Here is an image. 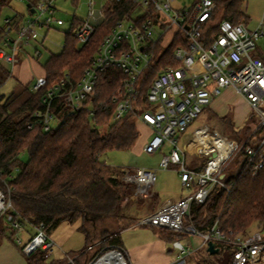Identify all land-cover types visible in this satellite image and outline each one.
<instances>
[{"label":"built area","instance_id":"2783aa9c","mask_svg":"<svg viewBox=\"0 0 264 264\" xmlns=\"http://www.w3.org/2000/svg\"><path fill=\"white\" fill-rule=\"evenodd\" d=\"M109 0H89L88 18L75 30L81 43L89 42L97 26L105 17V6ZM135 10L114 24L110 33L99 44L93 61L84 71L82 78L74 82L68 70L58 82L47 89L43 97L44 108L36 110L28 123L33 128L40 123L44 131L55 129L61 118L54 113L57 100L64 99L66 113L89 109L90 116H96L93 98L97 94L100 74L115 67L123 71L126 79L119 93L115 118L119 119L132 111L137 119L151 128L145 151L155 154L166 141L173 148L165 154L158 168L123 167V180L134 186L133 197L138 199L149 195V188L158 180L159 168H167L170 163L180 164L181 183L191 191L177 201H168L150 215L142 218L139 225H151L173 232L188 235L186 242L173 241L180 257L172 264H186L187 256L194 249L192 239L200 237L204 246L214 241L217 247H231L234 264H264V235H238L234 239L221 231L215 222L207 230L198 229L193 223L191 209L194 204L204 203L216 184L225 186V165L240 150L245 149L251 157L258 152L264 156V133H256L264 127V48L260 40L264 37V16L257 26L251 29L248 23H235L229 18L218 17L214 0H134ZM55 0H37L35 11L18 20L7 19L0 41V62L8 69L16 65V52L38 34L36 24H64L56 18ZM140 7L138 15L132 14ZM41 17H44L43 21ZM11 31L16 36H11ZM175 44V45H174ZM173 45V46H172ZM170 55L174 64L160 69L150 84L143 106L134 105L138 101L139 88L146 71L161 56ZM48 84L46 76L37 79L35 90ZM227 89H233L243 97L259 122L253 127L251 138L258 141L256 147L246 145L225 136L217 127L208 125L197 128L189 141V150L208 156L203 169H190L184 160V150L178 145L177 133L185 132L190 124L200 116L213 101ZM224 144L222 146L221 144ZM216 153L214 156L213 154ZM263 163L257 164L262 167ZM13 209L11 199L0 190V218L6 219L19 231L30 223ZM32 224V223H31ZM35 233L22 243L20 237L15 241L26 256L35 251L46 250V257L53 255L54 241L46 231L44 222L32 224ZM198 249V248H197ZM118 251L127 264L121 247H115L104 254ZM103 254V255H104ZM77 257V256H76ZM69 261L75 264V258ZM92 264V263H91Z\"/></svg>","mask_w":264,"mask_h":264},{"label":"trees","instance_id":"16d2710c","mask_svg":"<svg viewBox=\"0 0 264 264\" xmlns=\"http://www.w3.org/2000/svg\"><path fill=\"white\" fill-rule=\"evenodd\" d=\"M10 1L0 0V13ZM28 1L31 13L37 0ZM78 1L74 0L75 4ZM214 1L216 14L219 11L223 18L235 23H248L243 0ZM105 7V21L96 27L91 40L86 43H81L75 36V30L84 20L74 17L71 28L66 32L63 50L50 55L44 64L48 79L46 86L33 92L14 111L0 105V190L11 199L13 209L10 212L18 211L32 224L44 222L50 235L63 222H80L79 230L85 234V249L75 258V264L81 261L86 264L91 255L89 248L92 250L95 246L92 243L94 233L88 223L93 229H98L109 250L123 245L121 232L132 223L122 225L120 222L126 219L122 213V201L131 194L133 185L123 180L122 167H114L101 160L108 151L129 150L140 137L138 119L132 111L119 119L114 116L122 100L119 91L126 75L115 67L100 74L97 94L92 100L96 116H90L87 108L66 113L64 99L60 98L53 111L62 121L55 129L44 131L40 123L29 128L28 123L36 110L44 108L43 97L47 89L60 81L66 70L74 82L82 78L99 44L117 20L135 10L136 4L134 0H114ZM174 63L170 55L155 60L140 83L138 101L134 105H144L154 77L160 69ZM9 73L0 62V86ZM222 121L233 138L243 130L247 134L253 129L250 125L237 129L228 116ZM256 133L263 134L264 127H259ZM260 136L257 140L248 139L246 145L256 147ZM24 154L28 155L26 160L23 159ZM237 155H240L239 169L237 172L225 171L226 187L216 184L206 201L194 204L191 209L192 221L198 229L207 230L217 222L229 239L243 235L254 222L264 220V156L258 152L251 157L245 149ZM260 162L263 166L257 167ZM205 164L197 170L203 169ZM15 218H19L16 213ZM152 227L171 246L177 239H188L187 234ZM18 232L7 221L6 215L0 218V246L5 238L14 237ZM207 254L197 264H234L233 252L224 263L215 260L208 251ZM81 257L86 259L81 260ZM27 261L28 264H63L64 260H49L46 250L39 249L28 255Z\"/></svg>","mask_w":264,"mask_h":264},{"label":"rangeland","instance_id":"374dc122","mask_svg":"<svg viewBox=\"0 0 264 264\" xmlns=\"http://www.w3.org/2000/svg\"><path fill=\"white\" fill-rule=\"evenodd\" d=\"M114 0H109V2H113ZM89 0H79L77 4H75L74 0H55V7H56V18H61L64 20L63 25H57V23H52L51 25H42L39 26L36 24V28L38 34L30 41L29 44L21 46L16 52V65L21 66L19 70L15 73V75H10L6 81L0 86V105H5L10 111H14L19 106V98L17 97V93H15L16 85L21 79L22 74L19 72L21 69H26V73L30 76L35 75L36 78L38 75L43 74L42 68L50 55L53 53H60L64 48V43L66 39V32L69 31L71 25L73 23L74 17L76 16L79 19H86L89 11ZM28 0H11L10 3L5 6L1 13H0V25H4L6 19H11L14 16H18V21L21 20L23 17L22 15L29 16L30 12L28 9ZM249 1L244 0L243 2V10L247 9L249 6ZM96 9L101 7V0H98L96 4ZM33 13V12H31ZM140 13V7L132 14L138 15ZM217 16L221 17L222 13L219 11L217 12ZM105 17H106V8H105ZM44 17H41L40 21H43ZM258 24V20L250 19V23L248 24L251 29L256 27ZM11 36L15 37L16 32L11 31ZM261 47L264 48V37L260 40ZM31 58L33 61L30 64H27L26 61H29ZM24 65L26 67H24ZM29 65V67L27 66ZM24 67V68H23ZM28 93L24 92L22 100L27 98ZM225 103L220 106L219 111L224 114H230L234 116L238 122H242L243 126L250 125L252 128L254 125H257L259 122V116L255 112L250 110L247 107L246 103L238 96L232 93H229L226 96ZM215 110L218 108H214ZM213 109H206L203 113L200 114L189 126L188 130L183 133H177L178 145L180 147H184L187 141V136L193 137V132L196 128L209 125L211 127H217L220 132H222L227 137H232V135L227 131V125L217 116L218 114ZM231 111V112H230ZM251 111L250 117L247 118L246 116L249 115ZM229 115V116H230ZM244 116V118H242ZM252 116V117H251ZM226 120V119H225ZM241 124V125H242ZM241 126V127H243ZM237 128V127H236ZM240 129V128H237ZM244 129V128H243ZM242 129V130H243ZM230 131V130H229ZM243 130L238 137H235L240 144L251 139V137L256 134L253 133V129L247 134H244ZM243 136V137H242ZM150 136L149 132L145 129H141L140 137L137 139L135 144L129 150H111L106 152L101 156V160L107 162L108 164L114 167H129L135 169L136 167H151V168H158L162 157L165 154H169L173 148V145L166 141L163 147L158 150L155 154H148L145 151V143L148 142ZM233 138V137H232ZM239 153V152H238ZM237 153V154H238ZM235 155L231 160H229L224 169L226 172L235 171L237 172L239 169V162H240V155ZM28 155L24 154L23 159H27ZM196 157L190 155L189 152L184 153V160L186 166L190 168V165L193 164L192 161L195 162ZM158 165V166H157ZM179 170L180 164L170 163L167 168L158 170V180L155 185L151 186L149 190H156L160 193V197L162 200L165 198V191L168 192L169 195L175 196L179 193H186L190 192L191 189L186 188L182 185L179 177ZM132 190V189H131ZM134 189L131 191V194L126 196L123 201V210L122 213L126 216V219H122L120 222L122 225H126L130 223L132 225L129 229L123 230L121 232V238L123 241V245L121 246L124 255L127 257L126 247H130L132 244H137L139 242H154L160 240V235L156 228H153L151 225H139L138 222L141 221L142 218L147 216L146 214H141L136 211L138 206V202H140V198L136 199L133 197ZM142 198V197H141ZM134 217V218H133ZM133 219V220H132ZM192 219V215L190 216ZM137 220V222H136ZM193 220V219H192ZM80 224V222H79ZM89 229H91L94 233L92 243L95 244L93 249L90 251L91 255L88 256L86 260V264H91L96 261L99 257H101L105 252L109 251V247H107L103 243V239L101 238L99 231L97 228L93 229L91 223H88ZM132 228H134L132 230ZM26 229V231L24 230ZM20 234H16V237H20L22 239V243L27 242L30 238L27 236V231L35 233V228L31 223H26V226ZM131 230V231H130ZM259 233L264 235V220L254 222L248 230L243 234V236H251L253 234ZM31 235V236H32ZM14 237V244L15 249L18 255L21 256L22 251L20 245H17ZM13 239V237H12ZM183 242H186V239H182ZM194 245L197 244L196 237L193 238ZM125 244V245H124ZM18 246V247H16ZM171 244L167 243V254L170 256L172 255L175 260H178L180 257L178 256V250L171 248ZM85 249V234H83L80 230H76L73 235L62 244V246H55L54 247V255L48 257L49 260L51 259H61L64 260L63 264H72L67 262L70 257H76L82 253ZM232 250L231 248H223L220 253L213 254L212 257L217 260L218 262L224 263L230 256ZM24 256V255H22ZM158 256V260H161L165 257ZM208 256L205 247H200L194 249V251L187 256L186 264H197L199 263L200 259L203 257ZM67 258V259H66ZM66 259V262H65ZM128 261V260H127ZM83 261L78 264H83Z\"/></svg>","mask_w":264,"mask_h":264},{"label":"crops","instance_id":"0c3cea01","mask_svg":"<svg viewBox=\"0 0 264 264\" xmlns=\"http://www.w3.org/2000/svg\"><path fill=\"white\" fill-rule=\"evenodd\" d=\"M248 1H249V4H248L249 6L247 7V9L244 10V12L249 17L248 24L250 23V19L258 20V22H259L264 16V0H248ZM243 2H244V0H243ZM88 14H89V11H88ZM22 16L26 17L25 15H22ZM87 18H88V15H87ZM8 19H11V17ZM12 19H13V21L14 20L16 21L19 18H18V16H14ZM6 20L4 22V25H0V28L2 29V32L0 34V41L2 39V35H3V32H4L5 27H6ZM83 20H85V19H83ZM32 61L33 60L31 58H29V61H26V62H27V64H30V63H32ZM27 66L29 67V65H27ZM20 67L21 66L15 65L13 67V69L7 68L10 71L9 76L15 75V73L17 72V70L20 69ZM24 67H26V66L24 65ZM19 72H21L23 77H21V79L19 80L20 83H18L16 85V89L14 92L17 93L16 95L19 98V105H21L24 102V100H26V98L24 100H22L24 92L28 93V95H31L33 92H35L36 91L35 90L36 81L38 78L46 76V70L43 66V68H42L43 74L38 75L36 78L34 77L35 75L30 76L28 73H26V69H24V71H23V69H21ZM17 74H18V72H17ZM6 79H5V81H6ZM229 93L238 95L233 89H227L223 92V94L220 97L216 98L213 101V103L211 104V106L207 109L215 110L214 108H218V110L216 109L215 111L218 114L217 117L219 119L222 120L223 117L228 116L229 118H231V121L235 127L244 128L245 127V126H243L244 124H242V122H238L234 116H231L230 114H229L230 115L229 116L228 114H224V113L219 111L220 106L225 103L224 98H226V96H228ZM238 96L246 103L247 107L250 108V106L248 105L246 100L243 97H241L240 95H238ZM250 115H251V111H250L249 115L246 116V120L248 117H250ZM242 118H244V116H242ZM241 126H243V127H241ZM137 127H138L139 131H141V129L147 130L149 132V136H150V134L152 132L151 128L149 126H147L144 122L137 120ZM196 129H195V131H196ZM194 132H193V134H194ZM186 138H187L186 144L184 147L182 146V148L184 150V153L189 152L190 155H193L194 157L197 158V160L195 159V162L192 161L193 164L190 165V169H197L200 166L205 164V161L208 158V156L205 154H198V153H194V152L190 151L188 147H189V141L191 140V136H187ZM179 179L181 181L180 177H179ZM133 189H134V186H133ZM132 194H133V192H132ZM165 194H166L165 198L162 200V198L160 197V193L158 191H156V190L153 191L150 189L149 195L147 197L140 198V200H139L140 202H138L139 207L136 208V211L138 213H140V215L147 213V216H148L154 212L153 211L154 208L156 211L166 202L177 201L180 198L186 196L188 194V192H186V193L181 192L175 196H171L168 194V192L165 191ZM79 226H80L79 222L73 223V224L69 223V222L61 223L51 234V237L55 243L54 247L55 246H62V244L64 242H66L73 235V233L76 230H79ZM131 226L132 225L125 228L124 230L129 229ZM133 229L134 228H132V230ZM24 230L26 231V229H24ZM18 234H20V231L18 232ZM31 235H32V233L27 231L28 238H30ZM14 237H16V236H14ZM14 237H13V239H12V237H7L3 240V242L0 246V264H28L27 256L24 255L22 253V251H19L20 253H22L21 256L18 255V253L15 249L14 241H13ZM196 241H197L196 245H194V243L192 241V247L193 248H200V247L204 246L203 241L200 237H196ZM16 247H18V246H16ZM125 248H126L125 250L127 252L128 261L130 264H172L176 261L172 255L170 256L169 254H167V252H166L167 251V242L162 238H160V240H157L154 242H150V241L149 242H145V241L143 242L142 241V242H139L137 244H132L130 247L125 246ZM171 248H172V250L175 249V248H173V246ZM89 250L91 251V248H89ZM22 255H24V256H22ZM53 255H54V248H53ZM164 255H166V256L163 259L158 260V256H164ZM80 259L85 260L86 257H81Z\"/></svg>","mask_w":264,"mask_h":264},{"label":"bare ground","instance_id":"6f19581e","mask_svg":"<svg viewBox=\"0 0 264 264\" xmlns=\"http://www.w3.org/2000/svg\"><path fill=\"white\" fill-rule=\"evenodd\" d=\"M221 145L224 146L223 143ZM92 264H127V263L120 252L111 251L99 257Z\"/></svg>","mask_w":264,"mask_h":264},{"label":"water","instance_id":"95a60500","mask_svg":"<svg viewBox=\"0 0 264 264\" xmlns=\"http://www.w3.org/2000/svg\"><path fill=\"white\" fill-rule=\"evenodd\" d=\"M28 6H30V4H28ZM34 11H35V9L32 8V12H34ZM213 155L215 156L216 153H214ZM222 177H224V175H223ZM220 250H221V248H220V247H217V246H216V243H215L214 241H209V242H208L207 251H208L211 255L219 253Z\"/></svg>","mask_w":264,"mask_h":264}]
</instances>
